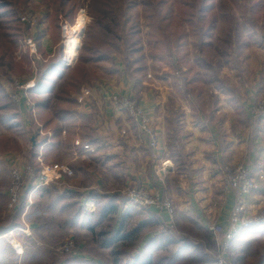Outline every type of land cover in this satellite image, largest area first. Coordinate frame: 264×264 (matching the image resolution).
Wrapping results in <instances>:
<instances>
[{
	"label": "rangeland",
	"instance_id": "rangeland-1",
	"mask_svg": "<svg viewBox=\"0 0 264 264\" xmlns=\"http://www.w3.org/2000/svg\"><path fill=\"white\" fill-rule=\"evenodd\" d=\"M72 1L67 18L59 9V0H0L8 6L2 11L8 16L14 12L22 27L13 40L9 30L0 26V227L15 230V241L4 238L5 246L0 240V252L14 251L15 256L0 257V264H264V227L242 230L227 241L208 230L209 226H219L225 231L233 204L225 219L217 205L210 211L204 209L203 222L184 210L188 189L202 177V164L194 157L195 137L219 141L223 148L218 153L225 158L218 163L215 160L210 165L211 175H204V179L213 175L219 179L220 184L213 183L220 204L226 202L227 195L233 203L236 198L225 190L227 170L246 168L244 161L250 159L251 152L264 165V117L251 113L255 103L264 102V0H215L218 20L210 27L208 23L192 26L183 21L184 15L192 13L190 20L196 18L194 9L185 7L187 0ZM30 13L35 18L33 27L20 21ZM79 13L84 16L83 30L70 58V29ZM101 14L119 20L117 35L122 45L104 47L102 53L90 57L83 40L94 30L93 19ZM151 22L156 28L150 27ZM157 29L169 31L170 39L161 38V33L152 38ZM44 31L55 45L49 58L40 56L34 41V36ZM32 35L33 43L28 44ZM190 77L194 79L192 91L184 85ZM93 88L96 92L92 93L100 96L111 116L117 115V120L110 118L114 129L124 124L114 141H109L113 138L109 133H99L84 112L94 103L90 95ZM13 93L18 97L26 94L30 105L15 102ZM112 95L128 97L139 115L126 107L118 111ZM257 119L252 135L250 127ZM147 127L156 132L154 145H148L143 132ZM82 142L92 149L91 154L96 153L90 168L98 172L96 158L113 156L109 163H115L121 160L116 152L123 149L112 147L138 149L141 142L156 157L162 175L172 169L165 188L156 186L158 182L147 186L128 178V183L118 184L117 189L135 184L152 190L153 196L157 194L161 202L171 206L172 227L170 222L166 227L158 218H148L149 208L81 209L75 208L68 196H59L57 201L66 206L60 209L56 200L53 204L57 194L52 191L45 193L39 206H32L31 198L24 215L14 211L24 195L12 211L8 210L12 165L26 162L34 168L35 163L39 168L36 173L44 166L67 165L73 176L76 153L70 147L81 148ZM165 144L170 160L160 162L166 157H160ZM95 146L98 149L93 151ZM204 152L210 157L214 150ZM129 157L136 164L141 160L136 153H129ZM260 173L254 171V188ZM71 177L61 174L60 181L49 186L74 191L77 187ZM254 188L243 195L244 214L264 211L249 210L247 200Z\"/></svg>",
	"mask_w": 264,
	"mask_h": 264
},
{
	"label": "crops",
	"instance_id": "crops-1",
	"mask_svg": "<svg viewBox=\"0 0 264 264\" xmlns=\"http://www.w3.org/2000/svg\"><path fill=\"white\" fill-rule=\"evenodd\" d=\"M36 36H34V39L36 38ZM38 45L39 47L37 48V52L40 54V56L49 58L53 55L54 50H55V45L52 39L50 38L49 32L44 34L39 39ZM94 68L96 69L95 66ZM92 91L95 93L96 92L95 88H93L90 93V95L92 96V99L94 98V103L90 106L89 110L83 107L84 112L85 114H88L87 115L88 117L92 118L93 126L96 127V130L99 133L100 132L101 134L109 133L108 135L113 137L109 139V141H114V138L117 137L115 133L120 134V131L123 129L122 127L124 124L121 123V125H116L118 127L115 126V129H114L113 126L115 123L112 122L110 118L113 116L117 120L118 119L117 115L113 114L111 116V112L109 108L107 107V105L104 104L103 106V102H101L100 96L95 95L94 93H92ZM94 104H95V108H93ZM96 106L98 110L96 109ZM254 128L255 127H253V125L250 127V131L252 135L255 134ZM105 139L108 140V138H105ZM192 142H194L197 148V152L194 157L197 158L198 161H200L202 164V177H199L201 179H197V181L193 183L192 189H188L187 191L188 204L185 205L186 209L184 210L195 213L196 216L194 217L196 218L198 217L197 219L198 220L200 219V221L203 222L204 216L202 214V211H204V209H209L208 211H210L211 209H215V206L217 205L218 211L220 210L221 212H223L222 217L223 219H225L233 204L232 196L227 195L226 202H223V204H220L219 201H217L219 197L216 192V185L213 183V182H217V184L218 183L220 184L219 179L217 180L215 175H213V178H210L209 176L204 179V175H206V173L207 175H211L209 174L211 173L210 165H214L215 160L218 163L220 160L225 158L221 154V152L218 153L219 150L222 151L223 148L220 147L219 141L218 142H208V141L202 140L201 137H195L192 140ZM250 143L251 142L248 141L247 150H248ZM82 144H83L82 145L83 147L81 146V148L79 147L75 148L73 146L70 147L72 148V151L76 153L75 155L76 161L73 163V166H71L73 169V176L71 177V182L73 181V183L76 185L77 188L74 189V191H69V190L67 191V190H64L63 188L61 189V187L59 186H49V187L42 188L41 191L37 190L39 191V194H37L38 206L40 205L42 198L43 200L45 199L44 198L45 193L52 191L54 194L58 195V196L56 195L55 197H53V200H52L53 204L55 205V200H56L57 206L61 207L60 209L65 208L66 206H65V202L57 201L59 196L61 197L68 196V198L72 201V204L75 205V208L79 207L81 209H117V211L119 209L121 211H126L128 209H139V208L134 207L133 205H130L128 201L126 200V198L119 193L120 190H117V189L120 187V185L118 184H122V183L127 184L128 178H131L132 181L138 184L147 185V186H152L154 184L156 185L158 182L156 186L159 185L160 188L162 189V186L163 188H165V179L167 178V175L172 172L171 171L172 169H168L167 171L168 173H166L165 175H162L163 174L162 172L164 171H161V166H159L158 162H155L156 157L154 156V154H151L146 149L147 147L144 146V143L142 142L138 144L137 146L139 147L138 149H132L133 147L128 149V148H125L123 145L114 146L112 142L114 146L112 148L114 149L122 148L123 149L120 152H116V154H118V156L121 157V160H117L115 163H109V159L111 161V159H113V156L108 159L107 157H105L106 160L105 158H101V157L96 158V160L100 162L99 164L100 171L98 172L97 170H94V169L92 170L90 168L92 166V158L93 156L96 155V153L91 154L90 151L92 149L90 147L85 146L84 142H82ZM96 149H98L97 146L93 147V151ZM206 149L214 150V152L210 154V157L208 156V153L206 154L204 152V150ZM160 152H161L160 157L163 155L166 156L165 158L160 160V162L170 160V157L167 156L166 144L162 146V150ZM129 153L130 155H133L134 153H136L137 156L141 158V160L137 161L138 164H136V162H134L129 157ZM145 153L146 154L148 153L147 154L148 157L144 155ZM233 153H235V150ZM253 154H256V153L251 152L250 155L248 154L250 159H247V161H244V163L248 168L253 169L256 172L262 171V173L256 176L255 188L247 200V203H249L250 211L255 210V209L258 210L259 208L264 209V171L262 170L264 169L263 168L264 165H260L259 163H262V162L256 161L255 160L256 158L254 157ZM147 159L148 161H146ZM108 174L110 176H107ZM213 174H214V171H213ZM16 210L17 209H14V211ZM26 210L28 209L22 210L23 215L25 214ZM177 210L178 209H176L175 211L176 213H177ZM146 212L148 213V218H151V217H154L155 219L158 218V220L166 224V227L167 225H169V222L172 223V219L169 220V217L165 211H161L162 215H159L157 213L158 210L154 208H149V210H146ZM5 228H7V226L0 227V240L2 239L4 241V238L9 237L11 239H14L15 241V238H14L15 232H13L15 230H12V229L5 230ZM10 256L12 257L15 256L14 251H10L9 254H6L2 251L0 252V257L8 258Z\"/></svg>",
	"mask_w": 264,
	"mask_h": 264
},
{
	"label": "built area",
	"instance_id": "built-area-1",
	"mask_svg": "<svg viewBox=\"0 0 264 264\" xmlns=\"http://www.w3.org/2000/svg\"><path fill=\"white\" fill-rule=\"evenodd\" d=\"M20 21L24 24H27L29 27H33L35 18L30 13V15L21 17ZM27 43H33V35L28 38ZM13 98L15 102H20L21 100L22 103L30 105V101L24 93L21 97H18V93H13ZM110 99H112L118 111L121 109V107H126L134 115H139L137 111H134L135 103L128 97H115V95H112ZM80 102L83 103V97ZM251 113L254 117H264V102L255 103L252 106ZM143 132L147 137L146 139H148V145H151V143L154 145L156 142V132L154 129L147 127L145 131L143 130ZM61 174L71 177L72 171L67 165L59 164H53L49 167H41L40 171L37 173L36 170L26 162L12 165L10 167L11 180L7 188L8 210L12 211L14 209L26 191L29 192L27 202L25 203V208L27 209L31 204V194L39 188L47 187L55 182L57 183L61 179ZM254 181L255 177L253 169L238 166L234 172L227 170L224 186L227 192H231L232 194L236 195L235 202L233 203L234 209L232 207L225 231H223L222 227L219 226L208 227V230L212 235L215 237L222 236L223 240L227 241L235 237L238 232L242 230L264 227V211L259 214L248 215L244 214L245 209H242L244 200L243 195L249 193L254 188ZM60 183L62 185L64 184L62 181ZM134 185H132L131 188L122 189L120 191V194L126 198L130 205H133L139 209L154 208L158 211H165L169 217V220L172 219V208L166 201L161 202L157 194L153 196L154 194L152 190L149 189L150 191H147L142 186L138 185L139 187H137ZM171 227L172 223H170V228ZM219 264H221V262H219Z\"/></svg>",
	"mask_w": 264,
	"mask_h": 264
},
{
	"label": "trees",
	"instance_id": "trees-1",
	"mask_svg": "<svg viewBox=\"0 0 264 264\" xmlns=\"http://www.w3.org/2000/svg\"><path fill=\"white\" fill-rule=\"evenodd\" d=\"M6 4L4 2V5H3L0 2V24H2L0 26H2L4 30L5 28H7L10 32V35L13 36L14 38L13 40H15V38H18L17 36L19 35V32L22 27H21L19 20L16 19V15L14 12L11 11V13L8 16L6 12L2 11L3 9H6L8 7ZM73 4L74 2L72 0H59V3H58L59 9L63 11L64 15H66L65 17L67 18L69 17V10L72 8ZM184 5L189 10L194 9L195 14H196V18L194 20H190L191 18H193L192 16H194V13H192L191 16L184 15L183 18L185 19L183 21L186 24H190L193 26L194 24H198V23H208L207 27H210L212 24H215L218 20V13L215 8V0H193V1L187 0ZM116 19L109 18L107 14H101V16H99L98 18L96 17L93 19V24L91 26H92V29L94 30H92L90 33H87L83 40L84 51L88 52L90 57L95 53L96 54H98L99 52L102 53L104 50H106V49H103L104 47L106 48L110 45H114L118 48L122 45V42L119 41L120 37L117 35V29L120 25V22L118 19L117 20ZM3 24H5L6 27ZM152 26L156 28L153 22L150 23V27ZM164 31H165L164 29L162 30L157 29L156 33L153 32L151 34L150 32L149 36L151 34V37L156 39V34L161 33V38H164L168 41L171 37V33L169 31L165 33ZM190 31L193 32V30H190ZM46 33L47 32L44 31L42 34L37 35L36 38L34 39V41H36L37 48L39 47L38 45L39 39ZM180 37L181 35L178 36V38ZM155 43H157V41H155ZM14 44L16 45V43ZM181 45L183 44L177 43V46H181ZM176 53L179 55V48L178 49L176 48ZM192 78L193 77L188 78L187 83L184 84L186 88H190L191 91H192L191 83L194 81V79ZM34 91H38V88L34 89ZM261 117L262 116H260V118ZM258 122H259V119L253 121V124H252L253 127H255V125L258 124ZM34 166L36 167V168L34 167V169L36 170L38 168V164L34 163ZM38 193L39 191H35L31 194V198L33 201L32 206L34 204L37 205V194ZM28 195H29V192L26 191L24 193L23 201L17 207V211L15 213L20 214L21 211L24 209L25 201L28 198ZM16 224H19V223H16ZM2 244L6 245L5 241L2 240Z\"/></svg>",
	"mask_w": 264,
	"mask_h": 264
},
{
	"label": "bare ground",
	"instance_id": "bare-ground-1",
	"mask_svg": "<svg viewBox=\"0 0 264 264\" xmlns=\"http://www.w3.org/2000/svg\"><path fill=\"white\" fill-rule=\"evenodd\" d=\"M83 24H84V16L81 13H79L76 18L75 25L71 28L72 35L70 36V39L68 42L69 49L71 50L69 52L70 58L73 57L74 55L72 51H74L75 47L78 44L77 36L80 33V31L83 29Z\"/></svg>",
	"mask_w": 264,
	"mask_h": 264
}]
</instances>
